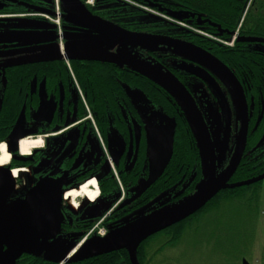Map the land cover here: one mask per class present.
<instances>
[{"label": "flooded vegetation", "instance_id": "1", "mask_svg": "<svg viewBox=\"0 0 264 264\" xmlns=\"http://www.w3.org/2000/svg\"><path fill=\"white\" fill-rule=\"evenodd\" d=\"M10 1L0 6V16L13 12V14L29 13L49 19L46 15L49 17L56 15V10H50L46 0ZM56 3L57 0H53L54 7ZM58 3L61 5V0H58ZM117 3V0H94L93 4H87L85 1L96 15L103 16L100 15L102 20L117 24V29L121 30V33H125L124 30H132L136 33L161 35L199 46L192 35L173 24L160 22L155 17L143 18V22L137 23L138 28L128 29L119 21L118 15L112 9ZM59 4L60 11L62 8ZM59 15L58 24L50 22L55 24L53 26L58 28L59 34H62L61 29H64L66 23L64 12L60 11ZM1 18L0 21H3ZM159 25H165L170 30L154 31L152 26ZM59 39L60 46L64 47L63 38L59 37ZM25 45L27 46V43H18L14 39L0 42V138L3 140L0 143L6 142L8 151L13 155L7 167L17 169L27 166L28 170H20L19 175L24 176L27 175L26 172L29 173L28 182L24 181V186L20 190L16 187L17 191L10 196V202L24 198L27 191L43 178L58 180L62 188L60 204L62 216L61 227L55 238L63 235L64 238L75 239L74 249L72 248L68 255L70 258L86 241L98 236L93 234L84 240L83 237L78 238L88 227L92 228L97 224L96 218L103 212L108 218L102 221V225L107 229V235L155 215L195 191L196 184L201 179L199 173H194L190 178L192 184L188 188V184L182 189L169 188L170 191L165 195L162 193L157 195L162 189V185L158 184L160 178L150 187L143 189L152 165V154L160 143L169 141L171 128L160 126L158 118L133 98L129 82L115 79L116 69L126 72L127 80L130 79L128 70H132L131 67L126 63L114 65L87 60L86 58L93 59V56H83L82 60H79L82 65L91 62L101 64L80 66L81 80L77 77L70 59L69 66L63 64L67 60L65 54L61 53V56L63 55L61 58L57 56L42 60L44 58L36 57L40 54L24 52ZM201 48L220 59L236 75V68L230 67L213 46ZM133 50L137 51L135 54L137 60L146 58L155 66V70L184 89L187 96L194 101L214 144L217 175L222 173L234 152L240 128L238 100L228 79L209 61L183 48L148 43L140 44ZM251 51H259V49ZM111 52L114 53L112 50L103 52L104 55L95 56V59L116 61ZM35 59L39 60L34 61ZM18 61L22 63H16ZM99 68L107 73L105 75L107 82L101 83L97 81L96 75L86 73L88 70ZM236 77L239 79L237 75ZM239 81L248 101L250 119L253 115L250 107L251 95L246 92L243 82L240 79ZM100 84L103 85L102 88ZM157 85L166 93L167 100L178 106L190 121L189 110L183 102L161 85ZM229 105L233 108L232 118L226 110ZM22 111L24 116L19 120ZM14 128L20 129L19 139L11 138ZM222 128L227 129L224 137L221 135ZM27 135L32 139L41 138L42 146L34 147L27 155L28 160L24 161L16 157L24 155L19 151L20 142ZM92 181L97 184L99 196L94 201H90L84 194L76 197L77 199L73 198L78 205L77 211H73L72 197L67 198L66 193L81 190L82 186L91 184ZM90 188L96 190L95 185H90ZM52 240L41 244L44 248L41 252L38 250L34 253L22 254L15 264H99V256L71 262H57L46 257V249H58ZM54 256L58 255L54 254ZM242 261L243 258L237 264H242ZM124 262L119 261L117 264H128Z\"/></svg>", "mask_w": 264, "mask_h": 264}, {"label": "trees", "instance_id": "2", "mask_svg": "<svg viewBox=\"0 0 264 264\" xmlns=\"http://www.w3.org/2000/svg\"><path fill=\"white\" fill-rule=\"evenodd\" d=\"M85 1L86 0H83L84 3ZM132 1H143L137 3H144L149 5V7L152 5V8L161 14L168 15L185 23L187 25L186 27L179 26L173 22H169L159 15L153 16L159 19L160 22H168L169 24H173L179 29L184 30L185 33L192 35V37L195 38V42L199 44V46H213L216 52L222 56V58L229 64L230 67L236 68V75L243 82L246 92H249L251 95L250 98L252 103L250 104V107L252 109L251 112L253 113V115L250 116V127L245 154L243 155L236 172L229 182V184L239 185L233 188L220 190L217 195L199 211L185 220L174 224L173 226L149 237L144 242H142L137 248L139 264H151L148 247L149 242L153 239L162 237L165 234H169V243H177L180 241L188 224L190 225L194 219H196L198 216L204 215L205 212L209 211L211 208L218 207L221 201L239 198L243 195L245 196L247 192H251L249 202L259 199L261 185L264 179L254 181L249 184L242 183L254 180L264 174V155H260V152L263 150L256 148L264 134V116H261V121L258 124L260 115L264 110L260 106L262 99L264 98V0ZM117 2L118 3L116 5L112 6V9L118 15L119 21H121L128 29L134 30L138 28L137 23H140V15L144 16L145 14H149L124 0H117ZM149 15L152 16L153 14ZM141 27L143 28V26ZM152 28L154 31L166 32L170 30V28L165 25L152 26ZM195 29L227 40L232 39L233 34L237 29H239V34L234 41L235 46L233 48V46H226L205 35H202L196 32ZM256 48H258L259 51H251ZM86 59L106 62V64H119L117 61L112 60L104 61L98 60V58ZM79 60H82V58H76L75 60L70 59V63L74 65L73 68L77 73V77L81 80L82 70L80 69V66H94L95 64H101L91 62L82 65L83 63ZM63 64L67 66L66 62H63ZM87 72H89V74L92 73V75H96L98 77L97 81H100L101 83L108 81L107 78H105L107 73L100 68L98 70H88L86 73ZM128 72L130 73V79L127 80L126 72L116 69L115 74L117 77L115 79L127 81L129 82L128 84L132 89L140 90L148 97L152 105L156 106L157 109H160L161 112L170 117L171 122L174 125V135L171 143L170 158L163 174L159 179L158 184L160 183L162 185V189L157 193V195L161 193L162 195H165L166 192L170 191L169 188L182 189L185 184H188V188L192 184L190 178H192L194 173H199L201 176V179H199L198 183L196 184L197 189V186L205 177L204 167L206 165L208 156L207 149L205 148L204 150L202 146L201 137L195 131V127H193V125L190 123L187 115L183 114L182 110L178 109V106L173 105L172 102L167 100L166 93L162 89L158 88V85L156 86L157 83L155 84L146 75L136 71L133 68L132 70H128ZM100 85L102 88L103 85ZM134 105L135 104H133V107ZM254 105L255 109L253 110ZM257 124L258 126H256ZM255 126L258 128L256 129ZM0 141L3 140L0 138ZM250 151L253 152V156L251 157L249 156ZM100 219L104 221L108 219L105 217V212L100 214L96 218L95 222L99 221ZM90 229L91 228L88 227L86 231L78 238H82ZM119 261H125L128 264H131L129 253L126 248H120L99 256V264H112L113 262H116L117 264Z\"/></svg>", "mask_w": 264, "mask_h": 264}, {"label": "water", "instance_id": "3", "mask_svg": "<svg viewBox=\"0 0 264 264\" xmlns=\"http://www.w3.org/2000/svg\"><path fill=\"white\" fill-rule=\"evenodd\" d=\"M91 24L96 25L97 21ZM98 25L117 29V27H112L107 21L101 19L98 20ZM120 31L121 30L118 32ZM122 38H131L137 41H142L140 44L158 43L161 45L183 48L197 54L203 59H206L209 63L217 67L228 79L238 100L240 128L236 146L227 167L222 173L217 175L218 167L214 144L205 121L194 101L187 96L184 89L176 86L167 76L159 73L154 67L141 63L137 58L133 57L130 59V63L137 66L134 67L135 70L137 69L138 72L145 74L152 81L170 91L180 99L189 110L187 111L190 115V122L193 127H195V131L201 137L202 146L204 145L207 149L208 156L204 167L205 177L197 186V189L181 199V201L173 204L169 208L163 209L155 215L148 216L145 219L124 227L123 229L110 232L105 236H96V238L89 239L76 253L71 255V258L68 255L73 246L67 249H46V257L52 258L57 262H71L77 259L91 258L120 248H126L131 263L139 264L137 248L142 242L190 217L214 198L220 190L233 188L239 185L229 184V182L244 155L249 134L250 119L249 106L245 91L236 75L226 64L205 49L194 44L173 40L155 34L121 33L119 38L107 40L87 51H68L66 47H64L65 56L68 59L93 56L94 59L95 54L91 55L92 53L110 47V45L115 43L116 40ZM50 52L51 53L49 54L46 52L40 53V55H36V57L44 58L42 60L57 56H59L57 58L63 57V55L61 56L60 48L58 52ZM37 60L39 59H35L34 61ZM16 63H22V61ZM23 111L19 120L24 116ZM170 128L171 137L169 138V141L167 140L160 143L158 148L155 149L152 154V165L150 167L148 180L143 189L150 187L155 181H157L167 166L174 135V125L172 123H170ZM19 130V128H14L11 133L12 139L15 140L20 138L18 134ZM11 157L13 158L12 153ZM16 158L24 161L28 160V156L24 155ZM260 179H264V174L254 180L242 184H249ZM15 182L16 179L13 177L12 169L8 168L7 165L0 166V264H15L16 260L24 253H34L38 250L41 252V249H44L41 244L54 239L58 235L61 227L62 213L60 204L62 201V188L61 183L58 180L43 178L36 184V186L27 191L24 198L10 202V196L16 193ZM54 254H57L58 256L55 257ZM242 264H250V262L246 258H243Z\"/></svg>", "mask_w": 264, "mask_h": 264}, {"label": "rangeland", "instance_id": "4", "mask_svg": "<svg viewBox=\"0 0 264 264\" xmlns=\"http://www.w3.org/2000/svg\"><path fill=\"white\" fill-rule=\"evenodd\" d=\"M0 1H2L1 7L11 2L10 0ZM46 2L48 7L51 8L50 10L54 11L53 0H46ZM60 7L62 8L60 11L64 12L66 22L64 29H61L62 34H59L58 28L53 26L55 24H52L48 19L33 16L29 13L13 14L12 12L0 16L3 19V21H0V42L14 39L18 43H27V46H22L24 52L40 54L50 51L58 52L60 47L59 37L63 38L62 41L68 51H87L107 40L121 36V32H118L117 29L99 26L98 20H102L101 16L96 15L81 0H61ZM142 10L153 14L152 16L145 13L144 16L140 15L139 20L142 22L143 18L158 16L157 10H153L156 13H152L151 10ZM163 18L181 26L177 20L171 17ZM95 20L97 24H91L95 23ZM107 21L112 27H117V24ZM16 27L18 28L16 29ZM124 32L128 34L136 33L132 30H124ZM140 43L142 41L122 38L116 40L110 47L104 48L103 52L106 53L108 50H112L114 53L111 52V54L115 56L119 64L126 63L129 67L134 68L137 66L130 63V59L136 58L137 51L133 49ZM103 52L95 51L94 54L95 56H102L104 55ZM139 61L155 67L146 58ZM131 92L135 100L141 102L147 110H150L158 118L157 121L160 122V126H170L169 123H172L170 117L161 112L160 109L155 108L146 95L138 89H132ZM260 106L264 109V98ZM226 110L232 118V106L229 105ZM261 116H264V110L260 115L258 124L261 121ZM226 131L225 128L221 129L223 137ZM203 148L205 150L204 145ZM256 148L263 150L260 155H264V134ZM252 151H250V157L253 156ZM22 168L28 170L27 166ZM25 174L27 175H18L17 177L19 190L24 186V181L28 182L29 173L26 172ZM249 197H251V192H247L245 196L239 198L221 201L218 207L211 208L204 215L194 219L190 225L188 224L177 243H169V234L150 241L148 250L152 264H237L242 258H246L250 264H264V181L261 185L259 199L249 202ZM102 221L100 219L95 223L100 222L102 224ZM52 242L58 249H67L73 246L75 239L64 238L63 235H59Z\"/></svg>", "mask_w": 264, "mask_h": 264}, {"label": "bare ground", "instance_id": "5", "mask_svg": "<svg viewBox=\"0 0 264 264\" xmlns=\"http://www.w3.org/2000/svg\"><path fill=\"white\" fill-rule=\"evenodd\" d=\"M39 146H42L41 138L32 139V138L28 137V138H24L20 142V150L19 151H21L24 155H28V154H30L31 150L34 147H39ZM10 160H11V154L9 153V151L7 149V144L1 143L0 144V166H5V165L9 164ZM19 172L20 171L18 169L12 170L13 177L14 178L18 177ZM90 185H95L96 189L98 188L96 182L92 181L91 184L82 186L81 190H73V191H70L69 193H66L67 198L72 197L71 208L73 211H77V209H78V205L75 201V199H77L76 197L82 196L84 194V195L88 196V199L90 201H94L97 199L99 191L98 190H91ZM73 198H75V199H73Z\"/></svg>", "mask_w": 264, "mask_h": 264}, {"label": "built area", "instance_id": "6", "mask_svg": "<svg viewBox=\"0 0 264 264\" xmlns=\"http://www.w3.org/2000/svg\"><path fill=\"white\" fill-rule=\"evenodd\" d=\"M93 1H94V0H87L86 2H87L88 4H93ZM125 1H128L129 3L134 4V5H136V6L139 7V8L146 9L147 11L151 10L152 13H156V12H153V10H155V9L150 8V7L146 6V5L136 3V2H134V1H132V0H125ZM59 14H60V11H59V8L57 7V8H56V15H55V16H53V17H49L48 15H46V17H48L50 20H52V21H54V22H57V24H58V23H59V16H60ZM158 15L163 16V17L170 18V17H168V16H166V15H164V14H161L160 12H158ZM177 22H178L181 26H184V27L187 26L185 23H183V22H181V21H178V20H177ZM195 31H197V32H199V33H201V34H203V35L209 37V38H212V39L216 40L217 42H220V43H222V44H224V45H226V46H232V45L234 44V41H235L236 38L238 37V33H239V29H238V30L234 33L232 39H231V40H227V39H224V38H221V37H215V36H213V35H211V34H208V33L203 32V31H201V30H197V29H195ZM61 51H62V53H64V47H63V46H61ZM67 63H68V62H67ZM68 65H69V63H68ZM94 233H97L98 235L104 236L105 233H106V229H105V227L100 226L99 223H98L97 225H95L93 228H91V229L86 233V235H85V237L83 238V240L86 239L88 236L94 234Z\"/></svg>", "mask_w": 264, "mask_h": 264}]
</instances>
